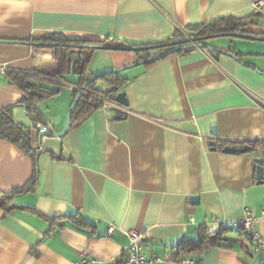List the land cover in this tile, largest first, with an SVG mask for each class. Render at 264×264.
<instances>
[{
    "label": "crops",
    "instance_id": "obj_1",
    "mask_svg": "<svg viewBox=\"0 0 264 264\" xmlns=\"http://www.w3.org/2000/svg\"><path fill=\"white\" fill-rule=\"evenodd\" d=\"M256 1L0 0V65L62 86L38 107L50 132L62 130L78 88L72 73L48 76L57 63L36 45L42 36L151 45L222 17L254 19L248 37L204 41L217 51L197 48L121 72L126 113L100 107L63 138L40 135L15 107L14 122L30 128L38 181L13 199L11 211L0 209V264L121 263L129 230L141 233L146 255L162 259L157 264H259L264 249L255 252L235 228L249 208L264 235V182L252 170L255 155H264V8L256 11ZM135 62L128 50L95 48L86 74ZM7 72L0 74V109L22 96ZM253 142L256 152L223 151ZM33 169L31 157L0 140V191L24 187ZM110 224L116 228L107 235ZM222 227V246L176 257L177 245L192 246Z\"/></svg>",
    "mask_w": 264,
    "mask_h": 264
},
{
    "label": "trees",
    "instance_id": "obj_2",
    "mask_svg": "<svg viewBox=\"0 0 264 264\" xmlns=\"http://www.w3.org/2000/svg\"><path fill=\"white\" fill-rule=\"evenodd\" d=\"M254 16H258V13H255ZM253 23V18L236 19L231 16L222 17L210 23L187 28L184 31L175 30L170 38L151 45H131L123 42H117L115 40L112 41L107 38L102 41H74L59 34H48L42 36L37 39L35 43L38 47H40L41 44H45V46L51 51V57L57 63L56 72L48 76L62 78L63 74L72 73L77 77L76 86L78 89H74L72 91L73 98L75 99L78 90L89 78L86 72L92 53L96 47L118 50H123L124 48L130 49L128 51L134 54L136 60L142 61L151 59L175 46L188 45L190 44L187 42L189 39H194L195 44L206 45L204 41L210 38L244 35L245 28L249 24ZM195 49L197 48L191 47L184 50H178L152 63H146L144 65H154L171 56L189 54ZM5 76L9 83L14 84L20 90L22 96L17 103L0 109V140L11 143L34 160L32 177L24 187L7 192L0 191V209L3 213H8L14 208L13 199L16 196L33 189L38 181L36 152L30 146V128L14 122L12 116L13 109L17 106L23 107L26 114L32 121L33 126H44L45 123L38 107L43 101L57 96L60 93L62 86L59 83H52V81L46 79L45 77L25 72H7ZM98 81L104 82L105 85L102 87H96V83ZM126 82L127 79L123 77L121 73H111L90 83L87 86L85 93L80 97L71 112V125L77 120L83 121L90 113L100 108L102 106L103 98L107 97L114 101V98L119 93V90ZM245 145L250 147V151L248 152L257 150V147L259 146L257 142L245 143L240 146L235 144L228 146L242 147ZM59 219L62 220L63 218ZM49 221L54 222L55 219ZM235 228L240 230L238 227ZM50 229L51 226L49 230ZM227 230L228 228L222 227L212 236L204 233L203 236L192 246H184L185 244L183 243L177 245L174 247L176 248V257L183 252L198 253L206 247L213 245L218 247L222 246L220 242L225 241L223 235ZM241 234L245 233L241 231ZM259 264H264V258L260 260Z\"/></svg>",
    "mask_w": 264,
    "mask_h": 264
},
{
    "label": "built area",
    "instance_id": "obj_3",
    "mask_svg": "<svg viewBox=\"0 0 264 264\" xmlns=\"http://www.w3.org/2000/svg\"><path fill=\"white\" fill-rule=\"evenodd\" d=\"M254 9L257 11L261 8H264V0H259L253 3ZM8 71L7 67L0 65V74H5ZM102 108L104 109H116L122 113H126V108L109 98L102 99ZM264 216V212L262 213ZM257 218H254L249 208L243 209V218L236 225L243 233L253 243V248L255 252L261 251L264 249V235L260 233L257 227ZM115 225L110 224L107 227L106 234L111 235L115 230ZM124 235L128 239V244L126 247V256L124 261L118 263L116 261L107 262L101 261L94 258L81 257V259L76 264H157L162 261L159 257H149L146 255V250L148 246L143 242L141 238V233L136 230H129L124 232Z\"/></svg>",
    "mask_w": 264,
    "mask_h": 264
},
{
    "label": "water",
    "instance_id": "obj_4",
    "mask_svg": "<svg viewBox=\"0 0 264 264\" xmlns=\"http://www.w3.org/2000/svg\"><path fill=\"white\" fill-rule=\"evenodd\" d=\"M241 36H245V37H248L247 35H241ZM187 42H189L190 44L188 45H180V46H175L165 52H162L160 53L159 55L151 58V59H146V60H142V61H137L135 63H132L130 65H127V66H124V67H121V68H117V69H114V70H111V71H106V72H102V73H98V74H95L91 77H89L85 83L81 86V88L78 90V93H77V96L75 97V99L72 101L69 109H68V112L66 114V118H65V122H64V125H63V128L61 131L59 132H50L48 129H46L44 126H38L37 129L40 131V135L42 136H46V137H58V138H63L69 128H70V125H71V112L73 110V108L75 107V105L77 104V102L79 101L80 97L85 93V90L87 88V86L98 80L99 78H102V77H105L107 76L108 74H111V73H121L125 70H128L130 68H134V67H137V66H140V65H144L146 63H152L160 58H163L171 53H174L178 50H184V49H188V48H191V47H196L198 49H207V50H215L217 51V49L213 48V47H210L208 45H204V44H195V40L194 39H189L187 40ZM45 45V44H43ZM96 48H104V47H96ZM123 50H130V49H123ZM223 52V51H221ZM224 54H228V53H225L223 52ZM114 101L123 105V106H126V101H125V96H124V93H118L116 95V97L114 98ZM212 134L214 135V132H212ZM214 142L211 141L209 142V145L210 146H214ZM224 152L226 153H230V154H234V153H244V152H248L250 151V147L245 145V146H242V147H237V146H226L224 147L223 149ZM258 150H254L252 152H256ZM252 170H253V173L255 175V178H256V181L258 183H262L264 182V155H259V154H256L254 159H253V166H252ZM197 198L196 197H193L192 198V201H196Z\"/></svg>",
    "mask_w": 264,
    "mask_h": 264
},
{
    "label": "rangeland",
    "instance_id": "obj_5",
    "mask_svg": "<svg viewBox=\"0 0 264 264\" xmlns=\"http://www.w3.org/2000/svg\"><path fill=\"white\" fill-rule=\"evenodd\" d=\"M208 41H210V40H208Z\"/></svg>",
    "mask_w": 264,
    "mask_h": 264
}]
</instances>
